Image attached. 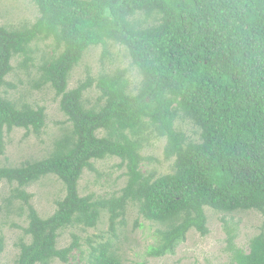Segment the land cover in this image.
Listing matches in <instances>:
<instances>
[{"label":"trees","instance_id":"trees-1","mask_svg":"<svg viewBox=\"0 0 264 264\" xmlns=\"http://www.w3.org/2000/svg\"><path fill=\"white\" fill-rule=\"evenodd\" d=\"M31 2L38 12L32 23L0 26V155L6 133L24 129L39 135L45 125L42 107H18L1 95L3 87L15 88L5 81L12 60L22 58L18 67L28 71L36 42L51 45L40 55L30 86L53 90L70 128L47 157L0 167V182L15 185L6 205L26 208L15 264H66L79 249L78 236L57 248L61 230L94 228L106 211L114 232L130 204L161 227L147 250L150 258L174 253L191 230L207 235L205 208L264 216V0ZM110 45L125 49L140 76L137 87L131 89L127 71L117 70L87 76L68 90L70 72L84 53L100 46L105 59ZM91 88L98 97L85 107L83 94ZM184 119L198 130L197 142L176 127ZM150 137L164 140L163 160L172 161L171 173L142 171L141 150ZM108 158L124 169L119 195L79 196L83 171H94L93 162ZM50 176L63 184L64 196L51 216L41 218L25 188ZM18 210L22 216L21 205ZM263 229L243 252L232 250L226 228L234 264H264ZM4 247L0 234V256ZM89 258L90 264H121L110 242Z\"/></svg>","mask_w":264,"mask_h":264},{"label":"rangeland","instance_id":"rangeland-1","mask_svg":"<svg viewBox=\"0 0 264 264\" xmlns=\"http://www.w3.org/2000/svg\"><path fill=\"white\" fill-rule=\"evenodd\" d=\"M37 15V9L31 0H0V26L17 28L24 23H32ZM50 45L49 42H36L31 45V56L34 60L29 70L24 71L18 67L22 58L17 57L11 63L13 71L5 77V81L14 84L15 88L8 90L3 87L1 95L17 103L18 107L24 104L34 110L42 107L45 125L39 135L32 133L27 135L24 129H13L6 133L4 154L0 155V167H19L25 162L39 161L47 157L64 130L70 128L66 117L59 109V98L54 95L53 90L49 86L33 90L30 86V80L36 74L35 67L40 63L39 57L44 51H50V47H46ZM108 50L110 55L102 59L100 46L89 48L70 72L67 89H75L87 76L96 78L99 74H111L117 70L127 71L126 77L130 81L131 89L136 88L140 76L130 65L125 49L110 45ZM97 97L98 92L95 88L87 90L83 94L85 107L93 106ZM176 127L182 129L191 141H198V130L188 120L176 122ZM98 136H102V132ZM163 145L164 140L150 137L142 147L141 154L145 157L143 172H155L157 176L172 172V161L163 160ZM119 162L116 158L93 162L94 171H83L78 184L79 196L94 195V199L118 196L120 188L125 184L124 169L118 167ZM14 186L4 181L0 182V234L4 237L5 243L0 264H15L18 254L16 244L23 235L21 228L27 226L24 205L13 202L12 206H7L5 203ZM25 192L31 195L30 204L41 218L51 216L56 210V202L64 196L63 184L53 176L30 185L25 188ZM20 205L21 212H24L22 216L18 210ZM205 212L207 235L200 236L198 232L191 230L174 253L159 258H150L146 253L150 246L156 244L155 233L161 227L143 219L137 206L132 204L126 208L123 223L117 224L114 232L108 228L107 212L101 211L100 220L94 228L61 230L57 248L67 247L71 243L72 234H75L78 236L79 249L71 253L66 264H90L89 255L93 249L106 242L112 244L121 264H234L226 228L232 231V250L248 252L250 240L261 233L264 226V216L254 211L223 215L205 208ZM50 264L63 263L55 260Z\"/></svg>","mask_w":264,"mask_h":264}]
</instances>
